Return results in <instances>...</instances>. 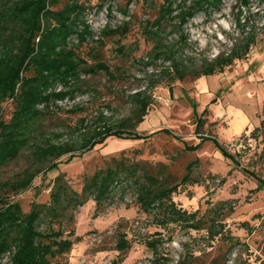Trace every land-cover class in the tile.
<instances>
[{"label":"rangeland","instance_id":"374dc122","mask_svg":"<svg viewBox=\"0 0 264 264\" xmlns=\"http://www.w3.org/2000/svg\"><path fill=\"white\" fill-rule=\"evenodd\" d=\"M96 1L92 0V4ZM126 3L127 0H113L111 13L105 6L100 12L93 10L87 15L94 38L105 25L114 28L130 22V30L124 37L106 39L98 49L112 69L115 66L124 69L122 79L109 80L104 74L86 76V91L78 93L74 100L58 102L59 108L44 120L47 136L61 134L58 141L76 139L78 134H72V128L79 126L83 118L92 121L100 111L109 122L127 116L132 108L127 94L149 83L150 68L143 63L153 45L141 30L146 20L157 17L164 1L132 0L124 16L120 9ZM238 13L235 0H223L218 8L197 13L184 26L189 37L184 54L198 60L226 51L231 38L238 34L235 23ZM243 17H249L246 30L255 28L258 31L264 22V3L251 0V9H242L240 18ZM164 36L168 42L178 38L171 25H167ZM91 46L95 44L83 46L81 53L88 54ZM120 46L123 47L121 53ZM171 86L172 91L166 84L153 89V103L136 128L142 135L160 129L169 130L171 135L156 133L146 140L108 138L81 155L70 159L63 156L57 170L37 176L31 189L11 195V199L19 201L22 210L27 212L33 199L38 203L49 200V184L59 173L65 175L74 189L80 190L84 176L112 163L113 158L140 162L151 171L166 168L169 182L178 185L173 201L188 212L197 209L205 212L222 202V222L239 243L227 253L228 245L224 241H209L203 230L157 226L154 212L145 213L136 204L132 180L123 179L121 186L99 209L95 208L93 200H88L74 211V221L68 228L75 232L71 239L80 237L81 240L73 244L61 264H116L119 254L115 250L116 232L120 222L132 247L117 264H152L155 254L143 241L151 239L155 232H160L163 238L158 254L169 259L163 264H178L186 250L197 256L201 264H210L217 257L224 262L220 264H264V188L256 189L257 181L241 170V167L249 168L264 180V127H260L264 120V39L251 50L248 60L235 61L222 73L175 81ZM75 105L81 107V111L70 113ZM204 108L208 112L202 115L205 121L201 131L196 133V120ZM11 109V103L4 104L6 119ZM198 135L216 137L230 153L238 154L240 166L225 159L212 141L200 143ZM198 143L199 148L193 152L183 150L184 144L194 146ZM188 165L192 168V178L199 183L185 185L180 182ZM25 166V158L20 157L0 170V181L13 178ZM43 228L45 224L41 223L39 229Z\"/></svg>","mask_w":264,"mask_h":264},{"label":"trees","instance_id":"16d2710c","mask_svg":"<svg viewBox=\"0 0 264 264\" xmlns=\"http://www.w3.org/2000/svg\"><path fill=\"white\" fill-rule=\"evenodd\" d=\"M112 1L97 0L92 4V0H0V170L20 157L26 161V166L16 176L0 181V264H61L73 244L81 240L80 237L71 239L75 232L68 228L74 221V211L88 200H93L95 208L99 209L121 186L123 179L132 180L136 204L145 213L154 212L157 226L176 225L187 231L203 230L209 241H224L228 245L227 253L239 243L222 222V202L205 212L201 209L188 212L173 201L178 185L169 182L166 168L151 171L140 162L113 158L112 163L84 176L80 190L74 189L65 175L59 173L49 184V200L38 203L33 199L27 212L22 210L19 201L11 199V195L31 189L37 176L43 177L57 170L63 156L70 159L81 155L108 138L146 140L156 133L171 135L167 129L144 135L136 130L153 103V89L166 84L172 91L171 84L175 81L222 73L235 61L248 60L251 50L264 39V22L258 31L255 28L246 30L249 17L240 18L242 9H251V0H235L239 9L235 21L238 34L231 38L230 47L213 58L196 60L184 54L189 40L184 26L197 13L218 8L223 0H163L157 17L142 25V35L153 45L143 63L150 68L149 83L127 94L132 107L130 114L109 122L100 111L92 121L83 118L79 126L72 128V134H78L76 139L58 141L61 134L49 137L44 126V120L59 108L58 102L74 100L78 93H84L86 76L104 74L109 80H118L125 73L122 67L112 69L101 58L98 49L103 47L106 39L124 37L130 30V22L125 21L114 28L105 25L94 38L87 19L91 11L100 12L105 6L111 13ZM260 1L264 3V0ZM131 2L127 0L120 9L122 15L127 16ZM167 25L178 34L174 42H168L164 36ZM91 43L95 46L83 55L81 48ZM122 49L120 46V53ZM7 102L12 105L8 119L4 117ZM192 107L196 115V104L193 103ZM77 111H81L77 105L69 110L70 113ZM207 112L208 109L204 108L198 116L196 133L201 131L205 121L202 115ZM260 127H264V120ZM198 137L200 143L212 141L225 159L236 167L240 166L238 154L230 153L216 137ZM200 143L194 146L184 144L183 150L193 152ZM241 170L257 181L256 189L264 188V180L253 170L244 167ZM192 173L191 165H188L180 182L185 185L199 183L192 178ZM41 223L45 228L39 229ZM153 235L143 244L155 254L152 264H163L169 259L158 254L162 234L155 232ZM131 247L120 222L116 232L115 250L119 253L116 264L123 261ZM198 259L186 250L178 264H201ZM220 260L221 257H217L210 264L224 263Z\"/></svg>","mask_w":264,"mask_h":264},{"label":"crops","instance_id":"0c3cea01","mask_svg":"<svg viewBox=\"0 0 264 264\" xmlns=\"http://www.w3.org/2000/svg\"><path fill=\"white\" fill-rule=\"evenodd\" d=\"M246 119L248 120V118L246 117Z\"/></svg>","mask_w":264,"mask_h":264}]
</instances>
